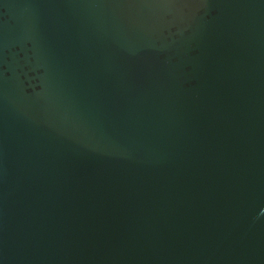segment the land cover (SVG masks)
I'll return each mask as SVG.
<instances>
[{
	"label": "water",
	"instance_id": "95a60500",
	"mask_svg": "<svg viewBox=\"0 0 264 264\" xmlns=\"http://www.w3.org/2000/svg\"><path fill=\"white\" fill-rule=\"evenodd\" d=\"M0 264H264V0H0Z\"/></svg>",
	"mask_w": 264,
	"mask_h": 264
}]
</instances>
